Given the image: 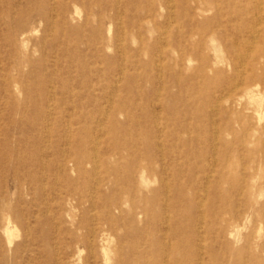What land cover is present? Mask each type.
<instances>
[{
  "label": "rangeland",
  "instance_id": "obj_1",
  "mask_svg": "<svg viewBox=\"0 0 264 264\" xmlns=\"http://www.w3.org/2000/svg\"><path fill=\"white\" fill-rule=\"evenodd\" d=\"M250 66L264 0H0V264H264Z\"/></svg>",
  "mask_w": 264,
  "mask_h": 264
},
{
  "label": "bare ground",
  "instance_id": "obj_2",
  "mask_svg": "<svg viewBox=\"0 0 264 264\" xmlns=\"http://www.w3.org/2000/svg\"><path fill=\"white\" fill-rule=\"evenodd\" d=\"M230 49H231V47H230ZM241 62H242V60H241ZM243 69H244V71H243L242 74H244L243 76H245L247 74V69L245 68V66H244ZM256 69H257V66H250L249 75L246 78L245 77L243 78L244 82L242 80L241 84H236L235 87L233 88V90L234 89H238V88H240L242 90L243 96L246 97L248 99V101H249V104L252 105V112L254 113L255 116H257V118H255V119H256V121L258 123V120L259 121L262 120V122L264 120V91L262 90L263 91L262 92L261 88H260L261 83L263 84V82L260 81V77H259L257 79H259L258 81L261 82V83L256 84L255 88L250 87L248 85L249 84L248 82L250 81L251 76L255 75ZM262 70L264 71V66H263ZM245 79H248V82H245ZM250 83H251V81H250ZM233 90L231 89V91H229V93L227 94L226 99L235 100V96L236 95L234 94ZM215 136H216V133H215Z\"/></svg>",
  "mask_w": 264,
  "mask_h": 264
}]
</instances>
